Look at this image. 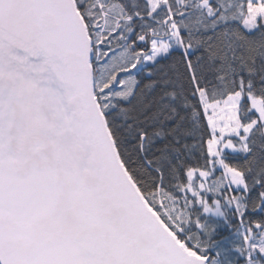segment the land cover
I'll list each match as a JSON object with an SVG mask.
<instances>
[{"label": "snow or ice", "instance_id": "snow-or-ice-1", "mask_svg": "<svg viewBox=\"0 0 264 264\" xmlns=\"http://www.w3.org/2000/svg\"><path fill=\"white\" fill-rule=\"evenodd\" d=\"M0 264H264V0H0Z\"/></svg>", "mask_w": 264, "mask_h": 264}]
</instances>
